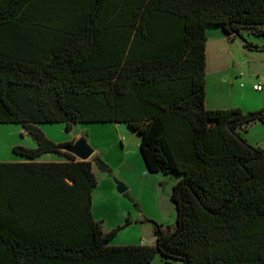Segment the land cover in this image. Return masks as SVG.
I'll use <instances>...</instances> for the list:
<instances>
[{
    "label": "trees",
    "instance_id": "16d2710c",
    "mask_svg": "<svg viewBox=\"0 0 264 264\" xmlns=\"http://www.w3.org/2000/svg\"><path fill=\"white\" fill-rule=\"evenodd\" d=\"M216 28L264 52L243 37L264 36V0H0V124L37 144L0 163V264H264V150L242 136L264 108H206ZM53 123L139 134L147 170L180 179L175 231L111 246L121 228L94 219L93 162L49 140Z\"/></svg>",
    "mask_w": 264,
    "mask_h": 264
},
{
    "label": "rangeland",
    "instance_id": "374dc122",
    "mask_svg": "<svg viewBox=\"0 0 264 264\" xmlns=\"http://www.w3.org/2000/svg\"><path fill=\"white\" fill-rule=\"evenodd\" d=\"M211 35L209 52L214 57L213 67L222 68L224 73L215 87L212 79H208L209 95L216 97V104L222 109L241 108L245 112H254L264 108V91L253 90V86L264 78V52L251 51L240 38L228 43L217 30ZM243 36L248 42L264 46V36L255 37L248 33ZM238 67L244 71L234 75L233 68ZM249 98L257 103L247 101ZM40 128L49 140L58 145H70L83 135L89 138L95 150L91 161L98 180L93 194L94 219L102 222L104 232L121 228L111 246H138L142 243L155 246L158 228L163 234L175 231L177 210L171 196L180 179L174 174L150 173L147 170L140 152L141 137L126 124H75L70 132L61 123L43 124ZM242 136L254 146L262 143L264 124L252 125ZM36 146L34 138L21 125L0 124V163L21 160L13 153L15 147L33 149ZM96 158L108 169L103 170ZM61 160L66 159L57 154H46L39 159L41 162ZM119 184L127 188L125 193L119 192ZM163 263L183 264L168 261L160 254L152 264Z\"/></svg>",
    "mask_w": 264,
    "mask_h": 264
},
{
    "label": "crops",
    "instance_id": "0c3cea01",
    "mask_svg": "<svg viewBox=\"0 0 264 264\" xmlns=\"http://www.w3.org/2000/svg\"><path fill=\"white\" fill-rule=\"evenodd\" d=\"M216 30L218 32L222 33V36H223L222 38L224 39V41H226L228 43L232 42L231 40H229V37L223 33V31L221 29L216 28V29H209L207 31L208 42H207V47H206V62H207V66H206V73H207L206 74V94H207V96H206V108L210 109V110L222 109L223 108V107H220L218 104H216V97L215 96L213 97L212 95H209V90H208V86H209L208 79L209 78L212 79V85L215 87V85L220 82L221 74L224 73L222 68L213 67L214 66V57L209 52V41H210L209 39H210L211 36H213V35H211V33H213ZM233 41L235 42L236 39L233 40ZM233 70H234V75L239 74L240 71H241L240 74H242L243 71H244L243 69H241L239 67L238 68H233ZM258 75H261V74H258ZM258 83L259 84L262 83L263 87H264V78L259 80ZM255 85H258V84H255ZM254 86H253V90H254ZM263 91H264V88H263ZM214 94L215 93H213V95ZM247 101H249V102H253L254 101L255 103H257L256 100H253V99H250V98ZM228 109H230V108H228ZM256 146L261 147L264 150V141L262 143L256 144ZM142 245H143V243H142Z\"/></svg>",
    "mask_w": 264,
    "mask_h": 264
},
{
    "label": "water",
    "instance_id": "95a60500",
    "mask_svg": "<svg viewBox=\"0 0 264 264\" xmlns=\"http://www.w3.org/2000/svg\"><path fill=\"white\" fill-rule=\"evenodd\" d=\"M26 132L28 133L27 130ZM61 149L65 152L72 154L80 161H91V159L95 155V150L91 146L89 142V138L85 135L79 137L74 143L68 146H65ZM98 164L101 165L103 170L108 169V167L103 165L101 162H98ZM118 190L120 193H125L127 188L124 185L119 184ZM160 236H161V233L158 232V237Z\"/></svg>",
    "mask_w": 264,
    "mask_h": 264
},
{
    "label": "built area",
    "instance_id": "2783aa9c",
    "mask_svg": "<svg viewBox=\"0 0 264 264\" xmlns=\"http://www.w3.org/2000/svg\"><path fill=\"white\" fill-rule=\"evenodd\" d=\"M254 90H255V91H258V92L262 91V90H263V84L260 83V84H258V85H255V86H254Z\"/></svg>",
    "mask_w": 264,
    "mask_h": 264
}]
</instances>
